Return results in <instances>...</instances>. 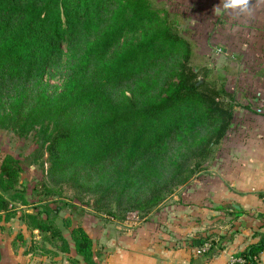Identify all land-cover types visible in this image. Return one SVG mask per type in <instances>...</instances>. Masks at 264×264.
Masks as SVG:
<instances>
[{"label":"trees","instance_id":"obj_1","mask_svg":"<svg viewBox=\"0 0 264 264\" xmlns=\"http://www.w3.org/2000/svg\"><path fill=\"white\" fill-rule=\"evenodd\" d=\"M64 45L69 73L52 94L44 79ZM190 58L188 40L149 0H0V124L46 154L53 185L92 194L103 213L146 215L214 157L237 105ZM21 170L0 153L5 190ZM10 206L0 194V221ZM40 213L26 214V227L60 236ZM262 227L256 242L232 254L241 260L234 264H258ZM70 234L75 253L93 264L90 236L80 226Z\"/></svg>","mask_w":264,"mask_h":264},{"label":"rangeland","instance_id":"obj_2","mask_svg":"<svg viewBox=\"0 0 264 264\" xmlns=\"http://www.w3.org/2000/svg\"><path fill=\"white\" fill-rule=\"evenodd\" d=\"M209 1L204 0L203 3H210ZM149 2L160 18L165 19L176 33L188 40L191 66L198 68L200 72L209 71L212 76L218 77V81H223L225 88L235 94L237 102L251 100L249 96L252 94L259 99L264 96V92L261 95L264 90V38L261 32L264 29L246 30L245 23L253 20L251 10L243 14L233 11L202 12L204 7L199 6L198 9L195 5L197 0ZM262 17L264 20V13L257 16L260 19ZM129 37L130 35L125 36ZM67 57L64 45L61 59L45 75L44 81L49 93L57 94L62 89L69 73ZM35 149L36 145L31 140L16 136L0 124V153L18 159L22 167L13 188L5 190L0 182V194L10 199L11 204V212L0 221V262L4 264H85L75 253L71 239L70 230L76 226L82 227L92 240L93 264H115L123 256L137 255L132 252L134 246L173 247L183 244L197 246L194 260L205 263L223 248L226 239L220 238L231 236V225L222 229L231 223L229 213L232 212L227 210L216 211L221 217L212 224L206 223L208 227L190 239H176L171 234L172 230L164 220L176 218L178 215L175 212L182 210L181 206H186L180 197L186 184L176 188L146 215L141 211H131L124 215L114 213V209L112 213L98 211L92 194L77 192L67 185H53L47 176L46 154ZM212 159L205 162L203 169L187 185L206 173ZM263 194L264 191L261 199ZM21 195L25 197L26 205L22 204ZM170 205H175L174 211L166 212ZM36 212H41V218L49 215L53 219L52 226L61 231L60 236H52L51 233L39 234L36 229L25 228L24 221L33 222L26 214ZM213 228L224 232H209ZM194 238L205 241L195 245L198 241L193 242ZM210 246H213L214 254L208 258L204 253ZM145 254L150 253L146 251ZM161 256L164 259L168 255L162 254L160 258ZM177 260L173 258V261Z\"/></svg>","mask_w":264,"mask_h":264},{"label":"crops","instance_id":"obj_3","mask_svg":"<svg viewBox=\"0 0 264 264\" xmlns=\"http://www.w3.org/2000/svg\"><path fill=\"white\" fill-rule=\"evenodd\" d=\"M199 1L195 5L198 9L199 6L204 7L202 12H212L214 7L219 8L221 13L231 11L223 9L222 0H210V3ZM250 10L253 20L245 23L246 30H263V17L260 19L257 16L264 13V0H250ZM261 33L264 38V32ZM249 97L251 100L238 101L234 107L230 128L206 173L183 186L185 188L180 197L186 206L175 212L178 215L176 218L164 220L176 239L187 240L207 228L206 223L216 222L221 217L216 211L232 212L229 213L231 223L222 228L232 227L231 236L223 248L201 263L194 260L197 246H134L132 252L137 255L123 256L115 264H228L232 254L258 240L256 234L263 230L264 222V201L260 198L264 191V96L259 99L252 94ZM170 206L166 212L174 211L175 205ZM209 232L224 230L213 228ZM146 251L150 254H145ZM162 254L168 256L160 258ZM173 258L178 260L173 261ZM257 263L264 264V250L259 254Z\"/></svg>","mask_w":264,"mask_h":264},{"label":"clouds","instance_id":"obj_4","mask_svg":"<svg viewBox=\"0 0 264 264\" xmlns=\"http://www.w3.org/2000/svg\"><path fill=\"white\" fill-rule=\"evenodd\" d=\"M224 10H231L240 14L250 12V0H222ZM214 11L219 12L220 9L214 7Z\"/></svg>","mask_w":264,"mask_h":264},{"label":"built area","instance_id":"obj_5","mask_svg":"<svg viewBox=\"0 0 264 264\" xmlns=\"http://www.w3.org/2000/svg\"><path fill=\"white\" fill-rule=\"evenodd\" d=\"M262 199L264 200V194L262 195ZM240 261L241 260L236 257L233 256L230 257V264H234L235 262H240Z\"/></svg>","mask_w":264,"mask_h":264}]
</instances>
